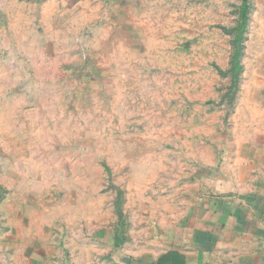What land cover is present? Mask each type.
Listing matches in <instances>:
<instances>
[{"label":"rangeland","instance_id":"obj_1","mask_svg":"<svg viewBox=\"0 0 264 264\" xmlns=\"http://www.w3.org/2000/svg\"><path fill=\"white\" fill-rule=\"evenodd\" d=\"M261 172L264 0H0V264L161 260Z\"/></svg>","mask_w":264,"mask_h":264},{"label":"crops","instance_id":"obj_2","mask_svg":"<svg viewBox=\"0 0 264 264\" xmlns=\"http://www.w3.org/2000/svg\"><path fill=\"white\" fill-rule=\"evenodd\" d=\"M181 231L172 253L184 264H264V172L244 186L198 195ZM170 255L145 264H169Z\"/></svg>","mask_w":264,"mask_h":264},{"label":"trees","instance_id":"obj_3","mask_svg":"<svg viewBox=\"0 0 264 264\" xmlns=\"http://www.w3.org/2000/svg\"><path fill=\"white\" fill-rule=\"evenodd\" d=\"M166 262L169 264H184V259L177 253H171V255L166 259Z\"/></svg>","mask_w":264,"mask_h":264}]
</instances>
